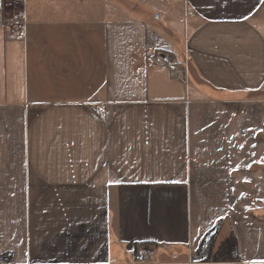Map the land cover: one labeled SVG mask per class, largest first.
I'll use <instances>...</instances> for the list:
<instances>
[{
    "label": "crops",
    "instance_id": "obj_1",
    "mask_svg": "<svg viewBox=\"0 0 264 264\" xmlns=\"http://www.w3.org/2000/svg\"><path fill=\"white\" fill-rule=\"evenodd\" d=\"M4 1L0 264H264V0Z\"/></svg>",
    "mask_w": 264,
    "mask_h": 264
},
{
    "label": "built area",
    "instance_id": "obj_2",
    "mask_svg": "<svg viewBox=\"0 0 264 264\" xmlns=\"http://www.w3.org/2000/svg\"><path fill=\"white\" fill-rule=\"evenodd\" d=\"M23 0H5L4 8L7 11V17L3 25L5 34L8 37L21 39L24 30V12ZM160 68L165 71L169 76L178 78L177 68L174 64L163 61ZM152 252L151 245H142L138 248L134 255L135 264H147Z\"/></svg>",
    "mask_w": 264,
    "mask_h": 264
}]
</instances>
